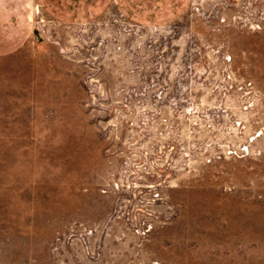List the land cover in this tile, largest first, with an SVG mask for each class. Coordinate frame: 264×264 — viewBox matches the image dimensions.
<instances>
[{"label": "rangeland", "instance_id": "rangeland-1", "mask_svg": "<svg viewBox=\"0 0 264 264\" xmlns=\"http://www.w3.org/2000/svg\"><path fill=\"white\" fill-rule=\"evenodd\" d=\"M9 1L0 264H264V0Z\"/></svg>", "mask_w": 264, "mask_h": 264}, {"label": "crops", "instance_id": "crops-1", "mask_svg": "<svg viewBox=\"0 0 264 264\" xmlns=\"http://www.w3.org/2000/svg\"><path fill=\"white\" fill-rule=\"evenodd\" d=\"M15 2L0 0V58L11 54L18 47L21 34L25 33L22 29H15L18 19L25 21V16L20 12V6L14 8ZM24 17V18H23Z\"/></svg>", "mask_w": 264, "mask_h": 264}]
</instances>
